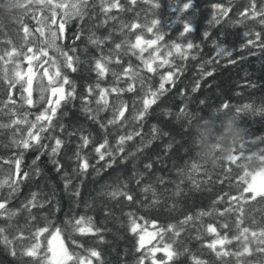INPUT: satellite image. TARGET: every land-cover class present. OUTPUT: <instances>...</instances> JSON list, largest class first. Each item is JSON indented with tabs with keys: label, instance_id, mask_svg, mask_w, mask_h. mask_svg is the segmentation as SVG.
I'll return each mask as SVG.
<instances>
[{
	"label": "trees",
	"instance_id": "trees-1",
	"mask_svg": "<svg viewBox=\"0 0 264 264\" xmlns=\"http://www.w3.org/2000/svg\"><path fill=\"white\" fill-rule=\"evenodd\" d=\"M5 2L6 0H0V4ZM186 2L187 0H135L133 3V0H119L122 7L112 8L107 14L115 18L104 22L105 14L101 11L100 0H88L89 7L83 20L79 17L73 18L65 25L63 33L58 34L62 35V39L57 40V45L62 46L64 50L75 47L76 52L69 54L79 57L78 62L74 61L77 71L73 72L63 68L62 57L57 56L53 50H48V56L59 60L62 74L66 73L76 88L75 99L62 101L57 109L53 119L55 131L50 129L48 133L43 134L45 137L51 134L64 141L58 155H50L54 145L51 139L42 141L48 145L43 154L35 147L28 150L16 147L13 140L20 138L26 125L0 127V181L13 174L15 166L12 161L21 154L23 160L20 174L28 173L27 179L19 184L18 191L9 197L7 208L21 209L22 205L31 199L33 192L37 193V201L43 203V207L31 208L35 220H29L28 210L23 209L10 221L11 227L6 231L10 239L18 231L29 237L36 227L52 221V227L62 229L65 243L70 250L83 252V249L75 248L69 237L82 243L85 248L97 249L104 264H136L141 255L136 251L139 246L137 233L145 227L149 232L153 230L152 225L145 222L153 221L157 228L172 223L183 231L174 245L181 255L170 264H194L193 255L207 261V264H224L225 261L227 264H237L235 256L224 257L222 261L207 247L216 236L215 233L207 231V226L211 224L216 227L217 233L227 234L232 240L231 244L224 246L225 250L236 252L241 248L243 238L232 239L239 232L236 224L240 213L235 210L227 212L226 209L235 205L231 197L238 195L241 187L239 177L243 169L238 165L247 164L250 171L257 169L260 162L255 158L248 162L245 157L253 153L264 156V116L257 115L252 110L264 106V23L260 22L264 20V16L249 18L253 15L251 8L255 7L257 12L260 11L264 7V0H194L191 9L181 12L182 5ZM156 3L159 4L158 8L154 6ZM215 4H219L220 9L213 8ZM225 8L228 12L223 15L221 13ZM57 11L56 20L59 23L61 15L59 10ZM214 14L219 23L212 20ZM37 15L42 18L48 13ZM21 18L32 32L27 44L25 33L18 23ZM154 19L160 23L153 26L149 32L143 26L150 25ZM185 22L190 24L193 30L181 36ZM132 24L140 27H128ZM37 27L33 13L27 8L22 14L13 13L10 18L0 21V55H3L5 50H11L13 46L17 50L26 51L30 45L33 47V53L38 46L46 47L40 44L44 37H40L39 32L35 31ZM55 27L56 25H53V28ZM159 32L164 34L163 39L148 46L147 41L155 40ZM245 32L249 35L245 36ZM76 33H79V39L74 40ZM256 33L260 34V38L256 37ZM138 35L142 43L140 47L132 49L130 45L135 43ZM90 36L108 39H104V43L98 47L90 42ZM9 40L11 44L8 43ZM188 42L193 44L192 49L186 48ZM173 43L184 46L181 53H175V49L171 47ZM116 44L121 47L116 49ZM141 48L146 50L141 52ZM220 48H223L224 52H220ZM156 49L160 51L157 52ZM168 50L173 52L172 56L167 57L169 63L158 67ZM228 52L231 55H225ZM101 55L115 57V61L107 65L109 71L103 78L98 77L97 72L93 70L95 59ZM150 55L159 57L152 61V67L155 69L153 72H149L143 62ZM7 59L5 56V61ZM17 59L21 69L26 70L27 61L22 57H13L14 61ZM36 63L34 60V72L37 71ZM5 67L11 77L14 64L0 61V124L6 125L15 118L12 110L15 111L16 117H22L23 113L29 112L31 114L28 119L34 120V114L40 107H44L35 104L39 96V76L33 80V105L21 106L20 86L16 85L11 93L15 105L8 104L5 107L9 95L7 83L2 79ZM44 67L48 68V65ZM54 71L55 69L49 68V75ZM113 71L117 76L112 75ZM123 72H138L139 75L132 80L123 75ZM169 73L171 79L165 82L164 89L160 90V76H168ZM47 80L48 78L44 77L45 84ZM97 83L101 88L127 89L131 86L132 90L109 93L108 107L101 111L104 105L94 102L95 92L87 104L81 101V97L86 95V85L94 88ZM68 87L65 86L66 92ZM149 89L157 92L155 102L148 107L142 119H134L133 117L143 109V99ZM120 102L126 104L124 117L117 123L108 125L106 131L101 129L99 123L89 119V115H95L98 121L106 122L113 118L114 109ZM224 104L229 105L226 110H241L240 127L246 134L244 147L239 146L233 152V155L239 157L235 163L224 160L220 167L209 170L202 165L189 146L188 114L201 113L207 117L213 109H222ZM245 105L251 108L244 109ZM83 107L90 108L91 113L82 111ZM60 125L64 126L63 132L59 130ZM153 126L156 128L155 132L152 131ZM17 128L21 131L18 132ZM137 131L140 134L125 141L122 145L124 151L116 155L115 163L111 167H104L111 157L106 156L105 160L97 163L98 156L93 149L103 141L105 135L108 147L116 153L119 136ZM69 132L74 134L69 136ZM81 134L88 136L90 142L86 147L78 149ZM77 151L89 163L86 173L80 169L81 161L77 159ZM54 159L58 160L61 166L59 172L52 163ZM193 163L199 165V171L192 170ZM145 164H151V169L145 168ZM137 179L140 180L139 184L136 183ZM66 181H71L67 190ZM145 185L150 186L147 192L142 191ZM77 187L78 197L73 194ZM113 190L131 193L133 199L128 200L125 196L113 199L109 195ZM10 191L8 185L0 188V199L8 197ZM153 193L159 201L157 204L152 203ZM57 205L59 211L56 210ZM243 207L244 223L240 227H264V197L249 200ZM200 211L211 214L198 216ZM126 213H134V218H137L138 224L141 225L137 233L130 230ZM187 215H191L193 219L187 224H180L179 221ZM81 216L86 220L91 217L94 227L100 231L96 235L87 236L74 233L68 221ZM8 223L9 221L0 219V225L7 227ZM224 223L228 224V228L220 227ZM171 237L172 233L167 232L165 242H170ZM41 239L43 240V237ZM251 239L250 237V247L256 248L257 245L252 243ZM30 243L31 240L27 238L16 240L12 245L16 249L15 256L10 253L9 247L0 243V264H36L31 257L21 256V249ZM147 247L151 245H146ZM219 247L217 245V249ZM185 248L188 249L187 252L184 251ZM161 255L163 253H157L158 258ZM240 261L242 264H262L264 253L245 255L240 257ZM93 264L99 262L93 258ZM145 264L149 262L145 261Z\"/></svg>",
	"mask_w": 264,
	"mask_h": 264
},
{
	"label": "snow or ice",
	"instance_id": "snow-or-ice-1",
	"mask_svg": "<svg viewBox=\"0 0 264 264\" xmlns=\"http://www.w3.org/2000/svg\"><path fill=\"white\" fill-rule=\"evenodd\" d=\"M135 0H133V3ZM147 2V0H146ZM194 3V0H187L186 3L182 5L181 12L187 11L192 8ZM17 4L20 7L27 8L29 12L33 13V19L36 20V23L38 25L37 28H35L36 32H39L40 37H44V40L40 42L41 45L45 46H38L36 47L35 53H33V47L27 46V50H17L15 46L11 48V50H5L3 55H0V61H3L5 64L7 63H13L14 67L12 69V76L9 77L7 74V68L5 67L3 69V77L2 79L6 81L7 83V89L9 95L7 96V99L5 101V107L8 106V104L15 105V101L12 98V90L16 88V85H19V95L20 100L22 101V105H33L34 101L32 98V90H33V80L39 76L38 84H39V96L37 100L35 101V104L39 107L40 105H44V107H40V110L34 114V120H29L28 116L31 114L29 112L23 113L22 117H16L15 111L12 110V114L15 117L12 119L8 124H0V127H13L16 125H26L27 127L23 130V134L20 136L19 139H14L13 143L16 147L22 148L24 150H28L29 148H38L41 154L45 150L48 149V145L45 143H42L44 139H51L54 141V145L51 147L50 155L56 156L58 155L64 141L60 138L49 134L48 137H45L43 134L48 133L49 130L55 131L56 126L53 124V119L56 117L57 109L60 107L61 102L66 99H75V92L76 88L74 85V82H71L69 80L68 75L62 74L61 72V63L59 60L56 59V57L48 56V50H53L57 56L63 58V68L65 69H71L73 72L77 71V67L74 66V61L78 62L79 57H74L73 55H70L69 52L75 53L76 48L71 47L68 50H64L62 46L57 45V40L62 39V34L65 28V25L68 24L73 18L79 17L81 20L87 15V9L89 7L88 0H24V2L21 4L20 0H17ZM31 5L32 7H29ZM155 7H159V4L156 3L154 5ZM100 7L101 11L105 14V21L107 22L108 19H114L115 17L108 16L107 14L110 12L112 8H120L122 7L119 3V0H100ZM213 8L220 9L219 4L213 5ZM61 15V19L59 23H57L56 17L58 14ZM252 16L249 18H255L256 16H264V7L260 9V11H256L255 7L251 8ZM47 12L48 15L43 16L42 18L39 17L38 13ZM228 12V9L225 8L223 10V15H226ZM212 20L216 23H219V21L216 18V15L214 14L212 17ZM261 23H264V20L260 21ZM18 23L21 24V29L25 33V43L27 44L28 37L32 35V32H30L27 25H24L23 18H21ZM159 20H152L149 24H145L143 27L147 28V31L151 32L152 27L159 24ZM53 25H56L55 28H53ZM130 28H136L140 27V25L132 24L128 26ZM183 32L181 33V36L184 35V33L191 32L193 29L187 22L183 25ZM46 30H47V36H46ZM163 33L159 32L156 35L155 40H149L147 41L148 46L154 45L158 40L163 39ZM207 35V33H206ZM245 36H248L249 33L245 32ZM257 38H260V34H255ZM79 39V33L74 34V40ZM104 39H108V37H105ZM104 39L100 38H93L89 37V40L92 44L97 45L98 47L104 43ZM127 42V41H126ZM9 44H11V41H8ZM142 43L139 35L136 38L135 43L131 44L130 47L132 49L140 47V44ZM121 47L120 44H116L115 48L119 49ZM172 48L175 49V53H181L182 47H184L180 43H173ZM187 49H192L193 44L191 42H188L186 44ZM146 49L141 48L140 51L143 52ZM157 52L160 51V49H156ZM220 52H224L223 48H220ZM28 53H33L31 56L28 55ZM219 54V53H218ZM173 55V52L171 50H168L166 52V56L164 59L161 60V63L158 65V67H163L164 65L168 64L169 61L167 57H170ZM225 55H231L230 52L225 53ZM5 56L8 57V59L5 61ZM22 57L23 60L27 61V68L26 70H22L20 66L19 59L13 60V57ZM45 57V59L41 60L40 57ZM183 58V55L181 56ZM141 59H143L141 57ZM159 59L158 56L153 57L149 56L147 60H144V65L147 67L149 72L155 71L152 67V61ZM37 61L35 64V68L37 71L34 72L33 70V61ZM115 61V57H107L104 55H101L100 58L95 59L94 61V68L93 70L97 72L98 77L103 78L109 71V68L107 65L111 62ZM48 65V68H45L44 65ZM49 68L55 69V71L52 73V75H49ZM43 69L42 71H40ZM113 76H117V73L115 71L112 72ZM123 75L129 76L132 80H135L136 76L139 75L138 72H123ZM44 77H47V84L44 83ZM171 79V73H169L168 76L161 75L160 80L161 83L159 84V89L163 90L165 87V82ZM68 87V91H65V86ZM99 91H96V90ZM131 91V86H129L127 89H121L119 87H111V88H101L100 84L97 83L95 87L91 85H86V95L81 97V101L83 104H87L89 101V98L92 97L93 93L95 92L96 98L94 102L97 105H100L101 103L104 105V107L101 109V111L106 110L109 104L108 100V94L109 93H121L123 91ZM195 90V89H194ZM24 93H27L25 96ZM150 94V98H149ZM157 97L156 91H151L149 89L148 93L145 94V98L143 99V109L137 113L133 118L134 119H142L143 116L146 114L148 107L155 102V98ZM55 98V99H53ZM229 105L224 104L222 106V109L226 110L228 109ZM251 106L245 105L244 109H250ZM126 104L124 102H120L119 106L114 109V116L111 119H108L106 122L98 121L97 117L95 115H89V119L93 120V122H97L100 124V127L102 130L106 131V128L108 125L115 124L119 121L120 118L124 117ZM82 111L85 113H91V109L88 107H83ZM241 111L240 109H237V112ZM59 130L61 132L64 131V126L60 125ZM17 131H21V129L17 128ZM153 132L156 131L155 126H153L152 129ZM74 133L69 132L68 135L71 136ZM140 132L137 131L135 133H129L128 135H121L118 138V145H117V151L116 153H113L112 149L108 147V139L107 135H105V138L103 141L97 145L94 146V152L98 156V161L105 160V157H111V160L106 161L104 167L108 168L111 167L113 163H115L116 155L118 153H121L124 151V148L122 145L125 144L126 140H132L134 135H139ZM81 143L78 144V149L86 147L89 144V137L86 135L81 134L80 136ZM241 148L244 147V144L242 143L240 145ZM102 149L104 151H102ZM235 151V150H234ZM233 151V152H234ZM77 159L81 161L80 163V169L82 172L86 173V170L89 167V163L86 158L81 157L79 151L76 153ZM39 157H37L38 159ZM239 157L236 155H230L227 160L232 161L235 163V161ZM255 158L260 162V167L254 170H249L247 164H241L238 165V167H241L243 169L242 175L239 177V181L241 183V187L239 189L238 195H234L231 197V200L235 202V205L232 208L226 209L227 212H232L233 210L238 211L240 213V216L237 218L238 223L236 224V227L239 229V232L236 236H234L232 239L235 240H241L242 238V246L241 248L236 251L232 252L231 250H225L224 246L226 244H231L232 240L229 239L228 235H220L217 233L216 227H213L211 224L207 226V231L209 233H215V239L211 241L207 245L209 249H211L213 252H215V255L220 258L222 261L224 257L228 256H235L237 259V264H242L240 261V257L245 255H252L253 253H264V247H261V245H264V227L260 228H250L248 226L240 227L244 223L243 215H244V207L243 205L248 203L249 200H256L257 197H264V156L259 155L257 153H253L251 156L245 157V159L248 162H251L252 159ZM23 160V154H21L19 157H17L12 163L15 166V171L13 174L4 180L0 181V188H3L5 185H8V187L11 189V191L8 193V197H5L3 199H0V219H5L9 221L7 227L0 225V243H3L6 247H9L10 253L12 255H16V249L12 247V245L15 243L16 240H23V239H30L31 243L27 246H24L21 249V256H27L31 257L36 264H93V258H95L96 261L99 262V264H104L101 253L95 249V248H85L82 243L77 242L75 239L71 240V243L75 245L76 249H83V252L77 251L75 249L70 250L69 247L66 245L64 237L62 235V229L60 227H52V221H48L44 226L36 227L35 230L30 234L29 237H25L23 232L18 231L15 236L10 239L9 236L6 234L7 228L11 227L10 221L16 217L19 212L23 209L28 210L29 212V220H35V215L31 214V208L33 207H43V203H40L37 201V193L33 192L31 194V199H29L25 204L22 205L21 209H9L7 208V204L10 203L9 197L12 196V194L16 191H18L19 184L23 182V180L27 179L28 173L23 172L21 173V163ZM52 163L56 165V170L60 171V164L58 160H52ZM36 164V160L33 161V165ZM151 164H145V168L151 169ZM191 168L193 171H199V165L193 163L191 165ZM37 171H39L37 169ZM75 171V169H74ZM99 171V170H97ZM20 174V175H17ZM67 175V173H65ZM163 182V181H161ZM71 181L65 182V189L67 190L69 184ZM137 184L140 183V180L137 179ZM243 185H246L244 187ZM126 186V185H125ZM150 186L145 185L142 189V191L147 192L149 191ZM75 196H79V187L74 191L73 193ZM246 194H251L250 196ZM109 195L115 199L119 196H125L128 200H132L133 196L131 193L124 192L122 190H113L109 193ZM154 199L152 201L153 204L159 203L157 199H155V193H153ZM57 211H59V206L57 205L56 208ZM211 213L200 211L198 213V216H205L210 215ZM129 217V225L130 230L133 233H137V229L141 228V225L138 224L137 218H134V213H126ZM139 219H144L143 217H139ZM193 217L191 215H187L184 217L183 220L179 221L180 224L184 225L187 224L189 221H191ZM72 225V231L74 233H79L81 236H87L89 234L96 235L100 229L95 228L94 224L92 223L91 217H88L87 220L84 216H81L79 218H74L72 221H68ZM146 224L152 225V231H148L147 228L141 229L140 233H137L139 236L138 240V247L136 248L137 252H140L141 255L137 258L136 264H145V261H148L149 264H170V262H173L176 258H178L181 255V252L179 249L175 248L174 245L177 243L178 238L180 237L181 232L183 231L182 228H178L176 224L169 223L167 226H161L157 228L155 222L153 221H146ZM255 223V221H253ZM221 228H228V224L224 223L220 225ZM167 232L172 233V237L170 242H165V234ZM45 233L47 235L45 236ZM43 237V240L41 239ZM251 239L252 243H255L257 245L256 248L250 247L249 244V238ZM199 239V236L196 237ZM156 241V243H153V241ZM146 245H151V247H147ZM217 245H219V249H217ZM203 246V245H202ZM43 249V250H42ZM143 250V251H142ZM185 252L188 251L187 248L184 249ZM157 253H163L159 258L157 257ZM192 260L194 261V264H207V261H204L202 259H199L192 256ZM224 264H227L225 261ZM264 264V262H262Z\"/></svg>",
	"mask_w": 264,
	"mask_h": 264
},
{
	"label": "clouds",
	"instance_id": "clouds-1",
	"mask_svg": "<svg viewBox=\"0 0 264 264\" xmlns=\"http://www.w3.org/2000/svg\"><path fill=\"white\" fill-rule=\"evenodd\" d=\"M23 2L20 0L21 4ZM24 9L17 0H6L0 4V21L10 18L13 13L22 14ZM252 110L264 116V106ZM240 117V112L224 109H213L207 117L201 113L188 114L189 146L205 168L213 170L220 167L244 142L246 134L240 127Z\"/></svg>",
	"mask_w": 264,
	"mask_h": 264
}]
</instances>
